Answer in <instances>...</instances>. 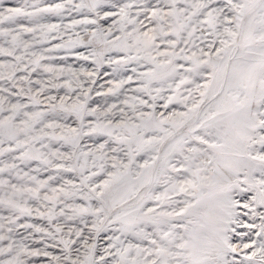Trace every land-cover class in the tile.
<instances>
[{
	"label": "snow or ice",
	"instance_id": "1",
	"mask_svg": "<svg viewBox=\"0 0 264 264\" xmlns=\"http://www.w3.org/2000/svg\"><path fill=\"white\" fill-rule=\"evenodd\" d=\"M0 264H264V0H0Z\"/></svg>",
	"mask_w": 264,
	"mask_h": 264
}]
</instances>
